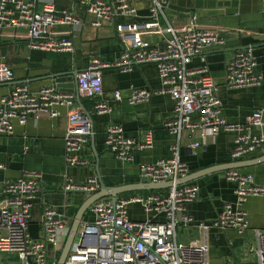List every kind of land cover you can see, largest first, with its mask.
Instances as JSON below:
<instances>
[{
  "label": "built area",
  "instance_id": "1",
  "mask_svg": "<svg viewBox=\"0 0 264 264\" xmlns=\"http://www.w3.org/2000/svg\"><path fill=\"white\" fill-rule=\"evenodd\" d=\"M92 16V26L113 23L118 17L137 14L130 0H77ZM171 0H149L147 30L140 32V43L131 46L124 32L117 34L124 44L118 57L103 61L89 58L87 65L78 71L75 87L64 89L52 83L31 91L25 83L17 84L0 98V135L13 134V121L26 123L29 117H55L58 108L66 109L64 133V160L67 167L86 165L80 158L93 133L89 114L84 112L77 98L93 100V113L111 112L109 102L103 98L102 69L116 67L122 72L136 65L151 63L157 70L159 86L155 89H131L127 103L136 105L148 102L152 96L168 95L173 101L172 115L164 122L165 128L180 136L190 131L196 140L195 148L204 137L220 133L232 136L230 158L239 160L257 150L264 149V108L251 110L242 121H229L222 112L217 81L209 74L206 49L224 44L216 29L199 28L197 16L192 14L184 29L174 31L161 25L164 10ZM79 21L72 11L57 14L53 3H44L37 10L35 0H0V28L25 27L27 44L32 49L52 52L72 51L74 34L52 37L54 25H76ZM138 34V32H137ZM164 35L161 43H150L143 36ZM166 35V36H165ZM194 57L200 64L190 67ZM257 61L251 47L237 49L225 66V86L228 89L249 88L260 85L264 77L256 71ZM14 79L12 69L0 63V83ZM114 99L121 100L119 91ZM104 144L108 151L123 163L134 162L135 155L153 146L150 129L142 138L128 136L120 124H109L105 129ZM171 155L152 163H140V181L174 182L188 174V165L171 146ZM224 178L232 184L233 200L225 202L215 219L207 224L185 213L186 204L198 198L199 188L194 183H183L167 188V192L133 194L126 198L101 197L90 205L93 218L82 225L80 237L75 239L63 264H212L208 260L206 234L209 229L225 232L231 229L238 234L249 230V213L244 207L252 196L264 197V184L255 181L250 173L236 168L224 170ZM40 174L24 171L0 189V255L17 259L15 264H55L50 262L47 244L60 251L68 233L67 219L54 207L43 206L40 227L41 238L34 239L28 231L33 201L38 196ZM99 185L97 177L83 182L66 177L64 190L92 194ZM139 204L145 214L143 220L134 221L128 216V205ZM199 233L196 240L183 241L178 237L180 227L193 223ZM254 240L249 259L264 264V229L253 230Z\"/></svg>",
  "mask_w": 264,
  "mask_h": 264
},
{
  "label": "crops",
  "instance_id": "2",
  "mask_svg": "<svg viewBox=\"0 0 264 264\" xmlns=\"http://www.w3.org/2000/svg\"><path fill=\"white\" fill-rule=\"evenodd\" d=\"M180 0L170 3L164 10L161 25L181 31L190 14L198 18L197 25L216 26L224 36V45L213 46L205 51L209 74L217 81L218 95L222 103L224 116L232 122L242 121L253 109L264 107V80L254 87L225 88V66L233 52L241 47H253L257 59L256 71L264 77V1L263 0ZM137 14L130 17H118L115 22L103 23L93 27L89 23L90 15L77 0H35L37 10L44 3H53L57 14L62 10L72 11L79 21L76 25L58 24L50 30L49 36L60 37L74 34L72 51L52 52L32 49L27 44L25 27L0 28V63L9 66L14 79L0 83V98L17 84L25 83L31 91L56 83L50 75L79 71L87 65L90 57L113 62L120 52L124 41L117 32L125 33L131 46L140 43V32L149 29L147 15L149 0H130ZM138 32V34H137ZM166 36V35H165ZM150 43H161L164 35L143 36ZM200 64L194 57L190 67ZM102 73L103 98L110 106V114L93 113V100L80 97L77 102L83 111L93 119V141L81 151L80 158L88 163L82 166L67 167L64 160V133L66 109L59 107V115L49 117H29L21 125L13 121V134L0 135V189L4 184L17 179L24 171L40 174L41 190L33 201L28 231L34 239L41 238L40 218L43 206L54 207L68 222L69 234L77 213L88 198L89 193L76 190H64L66 177L75 182H83L90 176L97 177L107 187L139 182L140 163H152L171 155L170 147L176 146L180 159L188 165L189 173L211 166L238 163L241 172L250 173L255 181L264 184V149L252 152L245 157L232 161L230 150L232 136L220 133L216 137L200 139V145L193 148L196 140L192 133L183 130L180 136L170 133L164 122L172 115L173 101L168 95H155L148 102L130 105L127 97L131 89L159 86L157 70L151 63L136 65L131 71L122 72L116 67L104 68ZM68 75L58 77L68 79ZM57 78V79H58ZM70 82L62 83L64 89H70ZM119 91L121 100L114 99ZM116 122L124 127L128 136L142 138L143 131L150 129L153 134V146L141 150L135 155L134 162L123 163L117 160L104 144L105 129L108 122ZM224 170L211 172L191 183L199 188L198 198L186 204L185 213L195 220L211 223L222 205L233 200L232 184L224 178ZM143 182H148L143 180ZM189 183V182H187ZM167 188L123 192L117 198H126L133 194L166 193ZM244 207L249 213V230L238 234L231 229L225 232L209 229L206 234L208 260L212 264H254L249 259V249L253 243L254 229H264V197L248 198ZM131 220H143L142 207L137 203L128 205ZM93 218L90 206L85 210L79 224ZM179 239L196 240L199 233L193 223L180 227ZM76 238V237H75ZM62 249V248H61ZM61 251V250H60ZM60 251L48 243L47 253L50 262H56ZM17 259L10 255H0V264H15Z\"/></svg>",
  "mask_w": 264,
  "mask_h": 264
},
{
  "label": "water",
  "instance_id": "3",
  "mask_svg": "<svg viewBox=\"0 0 264 264\" xmlns=\"http://www.w3.org/2000/svg\"><path fill=\"white\" fill-rule=\"evenodd\" d=\"M178 1H180V0H171L170 3H175V2H178ZM244 1L245 0H241L240 3L244 2ZM191 15L192 14H190L189 17ZM90 17L91 18L89 20L90 21L89 23L92 24V16L90 15ZM197 24H198V18H197ZM55 26H57V25H54L53 27H55ZM198 27L199 28L216 29L217 32L219 33V35L223 39H225L221 29L216 27V26L198 25ZM247 47H248V45L246 47L245 46L241 47L240 49H244V48H247ZM251 48L253 50V47H251ZM253 55L256 58V56L254 54V50H253ZM256 61H257V59H256ZM77 73H78V71L73 70V71H67L65 73L52 74V75H50V77L53 78V79L54 78L56 79V84L60 88H64L62 83L66 82V81L70 82L69 86H71L70 87V89H71L72 87H75V80H76ZM66 75L69 76V77H67L68 79L58 78V77L66 76ZM225 88H227V87L225 86ZM261 108H264V107H261ZM96 115H100V114H96ZM89 117H90L91 127H92V131H93V119H92V116L90 114H89ZM109 124H119V123L111 121V122L107 123L106 127ZM123 129H124V127H123ZM93 138H94V134L92 133V135H91V140L92 141H93ZM238 166H239L238 163L232 162V163H229L228 165L206 167V168H203V169L196 170V171H194L192 173H189V174H187L184 177L178 178L174 182L166 181V182L155 183V182L139 181L137 183H132V184H125V185H119V186H114V187H107V186H105L102 183L101 179H99V187H98L97 191H95L91 195H89L88 198L81 205V207H80V209H79V211L77 213L76 219H75V221L73 222V224L71 226L69 234H68V236L66 238V241H65V243H64V245H63V247H62V249L60 251L59 257L57 258V261H56L55 264H63L65 262V260L67 258V255H68V253H69V251L71 249V246L75 242V239L80 237V234H79L78 230H79V224H80V220L82 218V215L85 212V210L91 205V203L93 201H95L96 199L101 198V197L110 196L113 200H115L116 196L118 194H120V193H123V192H132V191H140V190H156V189L168 188V187H171L173 184L178 185V184H183V183L194 181L197 178H200V177H202V176H204L206 174H209L211 172L220 171L222 169L226 170V169H229V168H236Z\"/></svg>",
  "mask_w": 264,
  "mask_h": 264
},
{
  "label": "rangeland",
  "instance_id": "4",
  "mask_svg": "<svg viewBox=\"0 0 264 264\" xmlns=\"http://www.w3.org/2000/svg\"><path fill=\"white\" fill-rule=\"evenodd\" d=\"M56 263V262H55Z\"/></svg>",
  "mask_w": 264,
  "mask_h": 264
}]
</instances>
